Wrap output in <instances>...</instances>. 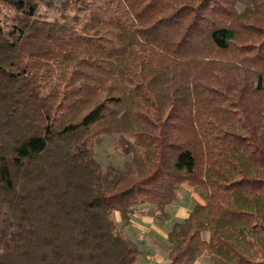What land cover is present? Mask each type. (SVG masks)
I'll return each instance as SVG.
<instances>
[{"label":"trees","instance_id":"16d2710c","mask_svg":"<svg viewBox=\"0 0 264 264\" xmlns=\"http://www.w3.org/2000/svg\"><path fill=\"white\" fill-rule=\"evenodd\" d=\"M49 1L0 0V223L30 228L0 264H135L133 208L162 218L184 184L205 199L165 264H264V0H107L117 20L79 28ZM115 133L132 153L104 189L94 139Z\"/></svg>","mask_w":264,"mask_h":264},{"label":"rangeland","instance_id":"374dc122","mask_svg":"<svg viewBox=\"0 0 264 264\" xmlns=\"http://www.w3.org/2000/svg\"><path fill=\"white\" fill-rule=\"evenodd\" d=\"M65 0H53L41 3L38 12L49 20L70 22L73 15L79 18L75 25L79 28L91 17H100L107 21H116L117 14L108 4L107 0H89L86 10L77 11L75 5ZM12 10L3 7V13L11 16ZM117 30H109L92 41L104 47L120 46L117 39ZM94 157L101 164V184L104 189H109L115 180L125 172L124 163L132 153V137L127 133H115L111 135L100 134L94 139ZM205 192L191 185H182L172 204L165 208V216L159 217L156 208L150 204H142L133 208L130 215L131 222L124 227L125 234L132 239L140 250L135 264H165L169 243L166 235L171 225L176 221H182L190 212L194 204L202 203ZM113 218L121 223L119 212H113ZM30 228L18 230L12 220L4 216L0 223V250L13 248L15 243L21 240ZM213 257L205 254L196 261V264H212Z\"/></svg>","mask_w":264,"mask_h":264},{"label":"crops","instance_id":"0c3cea01","mask_svg":"<svg viewBox=\"0 0 264 264\" xmlns=\"http://www.w3.org/2000/svg\"><path fill=\"white\" fill-rule=\"evenodd\" d=\"M200 258H201V257H200ZM200 258H199V259H200ZM197 260H198V259H197Z\"/></svg>","mask_w":264,"mask_h":264}]
</instances>
